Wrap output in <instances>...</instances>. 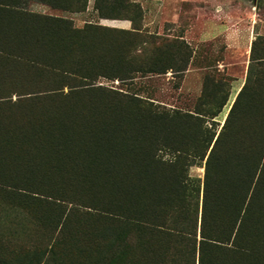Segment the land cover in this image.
<instances>
[{"label":"trees","instance_id":"obj_1","mask_svg":"<svg viewBox=\"0 0 264 264\" xmlns=\"http://www.w3.org/2000/svg\"><path fill=\"white\" fill-rule=\"evenodd\" d=\"M87 1L0 0V264H264V35L216 133L99 84L183 72L181 41L30 10ZM94 8L142 17L127 0ZM213 89L210 118L227 100ZM204 159L202 181L182 175Z\"/></svg>","mask_w":264,"mask_h":264},{"label":"rangeland","instance_id":"obj_2","mask_svg":"<svg viewBox=\"0 0 264 264\" xmlns=\"http://www.w3.org/2000/svg\"><path fill=\"white\" fill-rule=\"evenodd\" d=\"M127 1L138 4L142 10V17L134 26L124 13L120 20L100 18L94 8L95 0H88L86 10L81 13L62 12L40 4L32 5L30 10L69 19L77 28L88 22L125 30L138 28L143 34L153 36L156 45L163 40L173 41V53L181 41L191 55L183 72L137 74L130 86L105 80L99 84L136 94L144 105L151 103L150 109L157 112L194 115L199 111L207 115L203 118L204 126L218 133L244 85L251 43L257 35H264V0ZM213 87L218 89L215 98L219 99V106L227 100L220 112L218 108L213 110L218 113L210 118L212 112L207 101L211 99ZM204 165L205 159L201 164L182 167L181 173L202 181Z\"/></svg>","mask_w":264,"mask_h":264}]
</instances>
